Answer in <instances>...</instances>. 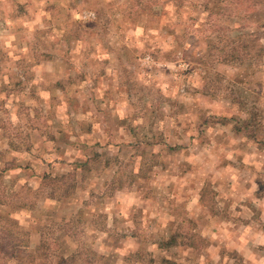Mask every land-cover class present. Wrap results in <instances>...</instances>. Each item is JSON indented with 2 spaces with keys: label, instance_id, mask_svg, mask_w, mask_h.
<instances>
[{
  "label": "clouds",
  "instance_id": "9594fccd",
  "mask_svg": "<svg viewBox=\"0 0 264 264\" xmlns=\"http://www.w3.org/2000/svg\"><path fill=\"white\" fill-rule=\"evenodd\" d=\"M0 264H264V0H0Z\"/></svg>",
  "mask_w": 264,
  "mask_h": 264
}]
</instances>
